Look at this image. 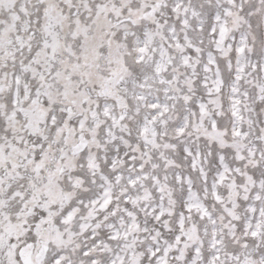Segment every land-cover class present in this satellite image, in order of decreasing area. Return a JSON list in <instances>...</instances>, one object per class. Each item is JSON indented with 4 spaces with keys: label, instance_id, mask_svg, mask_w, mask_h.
<instances>
[{
    "label": "snow or ice",
    "instance_id": "1",
    "mask_svg": "<svg viewBox=\"0 0 264 264\" xmlns=\"http://www.w3.org/2000/svg\"><path fill=\"white\" fill-rule=\"evenodd\" d=\"M0 264H264V0H0Z\"/></svg>",
    "mask_w": 264,
    "mask_h": 264
}]
</instances>
